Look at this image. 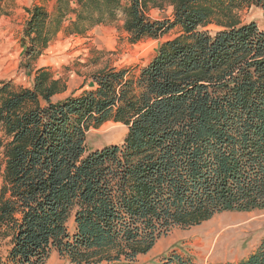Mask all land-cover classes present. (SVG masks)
I'll use <instances>...</instances> for the list:
<instances>
[{
	"label": "trees",
	"instance_id": "16d2710c",
	"mask_svg": "<svg viewBox=\"0 0 264 264\" xmlns=\"http://www.w3.org/2000/svg\"><path fill=\"white\" fill-rule=\"evenodd\" d=\"M48 3L25 8L27 72L60 31L121 20L131 44L177 33L142 66L94 72L76 96L53 99L67 85L48 67L31 87L0 81L3 264H45L52 252L70 264H133L175 227L264 211V29L238 15L264 0ZM165 7L170 18L149 16ZM109 121L125 126L122 141L88 147ZM158 264L197 263L172 250ZM218 264H264V237Z\"/></svg>",
	"mask_w": 264,
	"mask_h": 264
},
{
	"label": "rangeland",
	"instance_id": "374dc122",
	"mask_svg": "<svg viewBox=\"0 0 264 264\" xmlns=\"http://www.w3.org/2000/svg\"><path fill=\"white\" fill-rule=\"evenodd\" d=\"M53 0H50V7ZM40 0H4L0 6V81H11L14 88L31 87L35 71L48 67L54 78L66 82V91L53 99L79 95L88 89L91 74L108 67L142 66L155 54L161 42L173 38L176 29L159 38H147L135 44L120 30L121 20L114 24L99 25L83 35H66L60 31L37 60L25 70V59L19 45L27 14L25 8L39 4ZM171 8L151 9L153 19L171 17ZM242 23L254 21L264 29V10L250 7L241 10ZM126 133L122 124L106 122L90 131L87 145L99 148L106 144H119ZM1 174V173H0ZM1 181V177H0ZM72 229V221H69ZM264 237V211L223 212L187 229L175 227L160 237L146 253L137 256L133 264H157L166 253L176 250L190 254L197 264L237 262L246 257ZM214 243V246H212ZM211 247V248H210ZM8 249L6 239L0 237V264ZM45 264H70L52 252Z\"/></svg>",
	"mask_w": 264,
	"mask_h": 264
},
{
	"label": "bare ground",
	"instance_id": "6f19581e",
	"mask_svg": "<svg viewBox=\"0 0 264 264\" xmlns=\"http://www.w3.org/2000/svg\"><path fill=\"white\" fill-rule=\"evenodd\" d=\"M3 58L0 56V64L3 62ZM212 246H214V243H213V245ZM211 248V247H210Z\"/></svg>",
	"mask_w": 264,
	"mask_h": 264
},
{
	"label": "crops",
	"instance_id": "0c3cea01",
	"mask_svg": "<svg viewBox=\"0 0 264 264\" xmlns=\"http://www.w3.org/2000/svg\"><path fill=\"white\" fill-rule=\"evenodd\" d=\"M72 219H73V218H72V216H71V217L69 218V221H72ZM157 264H158V263H157Z\"/></svg>",
	"mask_w": 264,
	"mask_h": 264
}]
</instances>
